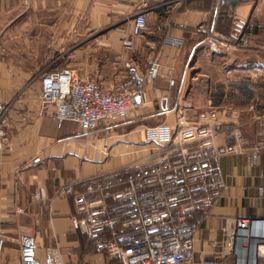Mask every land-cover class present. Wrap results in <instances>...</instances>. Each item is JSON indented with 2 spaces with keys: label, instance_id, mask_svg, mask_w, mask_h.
<instances>
[{
  "label": "crops",
  "instance_id": "crops-1",
  "mask_svg": "<svg viewBox=\"0 0 264 264\" xmlns=\"http://www.w3.org/2000/svg\"><path fill=\"white\" fill-rule=\"evenodd\" d=\"M213 3L0 0V57L21 52H70L74 57L85 53L83 64L106 87L121 78L123 60L135 61L146 72L150 61L159 58V76L146 85L144 103L128 118L104 122L92 132L71 121L59 125L52 107L43 112L39 60L27 68L17 58L9 62L0 58V85L13 90L3 94L9 109L2 121L6 139L0 143V237L5 240L0 264H22L23 234L36 237L41 260L49 249H56L62 264H117L73 228V200L58 191L69 186L80 190L92 177L142 158L146 161L152 150L141 142H146L150 127L164 123L177 129L194 123L200 112L215 109L224 122L242 130L249 146L257 142L264 127V0H242L223 9L218 30L229 35L246 32L250 41L249 48L227 53L213 52L196 31L210 18ZM141 11L148 12L149 31L125 47L123 39L130 36L132 19ZM83 30L95 32L80 40ZM167 39L181 44L165 46ZM101 52L105 57L98 59ZM84 73L78 72L81 77ZM132 151L136 157L129 156ZM218 165L226 188L211 210L197 215L202 222L195 240L200 262L213 260L210 242L221 240L226 219L264 214L258 193L264 155L252 164L247 155L232 154ZM41 186L47 190L46 201L33 198Z\"/></svg>",
  "mask_w": 264,
  "mask_h": 264
},
{
  "label": "built area",
  "instance_id": "built-area-1",
  "mask_svg": "<svg viewBox=\"0 0 264 264\" xmlns=\"http://www.w3.org/2000/svg\"><path fill=\"white\" fill-rule=\"evenodd\" d=\"M176 1L183 5L186 0ZM240 1L214 0L210 18L197 27L213 52L249 48L246 32L229 35L218 30L223 9ZM148 31V12L141 11L133 17L131 34L123 45L131 47ZM180 44V40L167 39L164 45ZM119 72L121 78L107 87L95 76L81 77L69 67L43 73L41 109L54 108L59 125L71 121L85 132L104 122H120L144 103L146 85L159 76V58L150 61L146 72L135 61L125 59ZM8 109L0 97V143L6 139L2 121ZM145 136L154 148L142 165L92 177L80 190L69 186L58 191L73 200V228L117 264H264V214L226 219L221 240L211 243L215 251L212 261H198L195 249L202 226L197 215L211 210L226 188L219 160L239 154L257 164L264 155V127L257 142L249 146L239 127L224 122L217 110L210 109L200 112L192 124L173 129L163 123L148 128ZM39 161L36 158L34 163ZM258 193L264 200V176ZM33 198L46 201V188L39 187ZM4 244L0 237V252ZM19 245L22 264H62L56 249H49L39 259L33 235H21Z\"/></svg>",
  "mask_w": 264,
  "mask_h": 264
},
{
  "label": "rangeland",
  "instance_id": "rangeland-1",
  "mask_svg": "<svg viewBox=\"0 0 264 264\" xmlns=\"http://www.w3.org/2000/svg\"><path fill=\"white\" fill-rule=\"evenodd\" d=\"M94 32H95L94 30H90V32H88V30H86V31L83 30V32H82L83 37H80V40L87 38V36H89L91 33H94ZM84 45H86V44H84ZM105 54L106 53H104V52L98 53V59H103L105 57ZM12 57L17 58L19 63H24V66H26L27 68H29V66H31V64H33V62H35L36 60H39V63H41V70H42L41 73H45V72H48V71H51V70H54L57 68L62 69V68H66V67L75 68L78 70V72H85L84 75H88L91 73V71H93V70H90V68H86V66L83 64V63H85V59L88 58V55H86L85 53H83L81 55V57H80V55H78L77 57H74L73 54L70 52H67V53L53 52V53H46V54L45 53L44 54L29 53V52H21V53H17V54L2 53L0 58H1L2 62H5V61L9 62ZM81 63H82V65L80 66L79 64H81ZM76 65H78V66H76ZM99 71H101V70H99ZM38 86L39 85H35V89H38ZM9 87L10 86H8V85H0V97L2 98L3 101H4L3 94H5L7 92H13L12 88L10 89ZM13 88H14V86H13ZM31 90H34V88ZM141 145L149 146V147H147L149 149L154 148V145L151 143H148L147 141L146 142L144 141L143 144L141 142ZM110 150L111 149H109L108 154H107V156H109L108 160H109V158H111ZM129 156L131 158H133V156L136 157V155L133 154V151L129 152ZM142 160H143V158L141 159V161ZM139 161L136 160V161L130 162L124 166H121L120 168H118L117 170H114V171H119V170L121 171V170L130 168V167L134 166V164H136V162L139 163V164H136L138 166L145 163V161H143V162H141V161L139 162ZM125 175H126L125 172H123L121 174V178L124 179ZM201 229H202V226H201L199 232L201 231ZM211 243H212V241L210 242V246H211Z\"/></svg>",
  "mask_w": 264,
  "mask_h": 264
}]
</instances>
